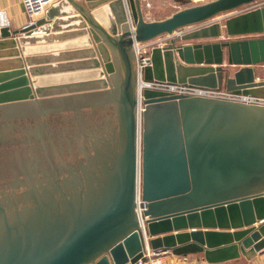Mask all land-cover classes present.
Returning a JSON list of instances; mask_svg holds the SVG:
<instances>
[{
  "label": "water",
  "instance_id": "95a60500",
  "mask_svg": "<svg viewBox=\"0 0 264 264\" xmlns=\"http://www.w3.org/2000/svg\"><path fill=\"white\" fill-rule=\"evenodd\" d=\"M103 1L108 23L61 0L33 26L0 28L13 66L0 74V264H135L144 238L208 264L252 259L264 249V107L143 90L138 121L133 49L262 0H212L159 21L140 0ZM76 12L94 41L80 58L108 89L41 96L18 48ZM222 27L153 48L144 80L264 97L253 68L264 37L243 39L264 35V7Z\"/></svg>",
  "mask_w": 264,
  "mask_h": 264
},
{
  "label": "rangeland",
  "instance_id": "374dc122",
  "mask_svg": "<svg viewBox=\"0 0 264 264\" xmlns=\"http://www.w3.org/2000/svg\"><path fill=\"white\" fill-rule=\"evenodd\" d=\"M209 1L212 0H146L145 3L148 4L147 6L144 5V1L140 0V4H141V9H142V13L144 15V18L147 19V21H159V20H163L169 16H171L172 14H174L177 11L183 10L185 8H189V7H193L196 5H200V4H204L207 3ZM264 6V0L259 1V2H255L253 4L247 5V6H243L235 11L229 12V13H225L222 14L214 19H211L207 22H204L202 24H198V25H193V26H189V27H185L183 29L180 30V32L182 33V35L188 34L190 32H193L195 30H198L200 27H205L208 24H215V23H221L224 24V22L232 17H235L237 15L255 10L257 8L263 7ZM147 15V16H146ZM44 18V15L39 18L42 19ZM38 19V20H39ZM56 22V23H55ZM53 23H55V25L52 23L51 25H54L55 29L58 26V21H55ZM61 26V25H60ZM41 36L40 38H35V36ZM33 35H29L30 37H26L24 39V41L26 40L25 44H23V51L24 53L27 55L28 59H30V61L32 60H36L37 62L33 65H30V71H31V75L30 77H32V80L35 83V80L37 78H40V76H45V78L42 81L43 83V87L46 89L47 88V94H51V92H49V90H51V88H56V87H63L66 91L62 92V93H52L51 95H68L72 88H75L76 91L78 92H83L85 91H91V90H95V89H101V90H105L108 89V86L106 85L103 86V82L101 81L102 79L104 80V77H102L101 79H99V71L95 70V69H89L86 67V63L90 62L92 58L89 59H82L80 58V56H76L75 54H77V49L74 48V44L71 42L69 43V41L72 40H67L68 38L65 37V39L63 40V35L60 33H53L51 30L49 33L46 34H40L37 33ZM53 35H61L60 38H56V39H49L47 40L48 37L53 36ZM27 36V35H25ZM173 36H169V35H163L160 36L152 41H149L145 44H143V46H145L144 52L146 55H150L151 56V50L150 47H147L146 45L148 44H153V45H158V44H162L165 43L167 44V42L171 39H173ZM254 37H261V36H254ZM253 36H248L245 37V39H249V38H254ZM264 37V36H263ZM244 39V38H243ZM90 42L91 46L90 48H93V38H86L85 41V45L86 47H81L79 48L80 50H85L88 47V43ZM192 42V41H189ZM196 41H193L192 43H194ZM203 42V41H202ZM62 43H66V45L62 46ZM76 43V42H75ZM186 43V42H185ZM184 43V44H185ZM165 44V45H166ZM77 45V44H76ZM83 46V45H81ZM22 47V46H21ZM162 47V46H161ZM44 49V50H42ZM59 49V50H58ZM79 50V51H80ZM71 51V53L64 54L65 52H69ZM80 53V52H78ZM85 53H88V51L86 50ZM54 54L52 56L53 59H50V57L44 58V62H41V60L43 58H39L41 56L44 55H51ZM82 54V53H81ZM90 55V54H88ZM37 59H40L38 62ZM87 61V62H85ZM136 62V60H135ZM51 64V67H48V65ZM36 66V67H35ZM69 68H68V67ZM48 67V69H47ZM36 68V69H35ZM38 68V69H37ZM254 68V72H255V77L259 80L262 81L264 80V65H256L253 67ZM33 69L37 70L34 71V73L32 72ZM224 69H226V73L228 76H233V74L239 69L238 66H228L225 65ZM44 71L42 75H39L38 73L41 71ZM91 72L93 76L90 77H86L87 74L84 73H89ZM94 72L98 73V76L94 75ZM74 77V78H72ZM41 79V78H40ZM45 81V82H44ZM36 85V83H35ZM70 87V88H68ZM137 88V83L135 80V90ZM63 91V90H62Z\"/></svg>",
  "mask_w": 264,
  "mask_h": 264
},
{
  "label": "built area",
  "instance_id": "2783aa9c",
  "mask_svg": "<svg viewBox=\"0 0 264 264\" xmlns=\"http://www.w3.org/2000/svg\"><path fill=\"white\" fill-rule=\"evenodd\" d=\"M55 1L56 0H20L23 12L27 18L25 27L33 26L36 23V21L44 15L45 11L52 4L55 3ZM145 5L147 6L148 4L145 3ZM128 23L130 25V29H133L131 17L129 14H128ZM8 25L9 23L6 14L0 11V28L8 27ZM179 36H182V33L180 31L174 34V37H179ZM165 43L162 44L160 43L158 45L148 44L146 46L150 47V50H152L155 47L163 46ZM144 49L145 46H143V44H138V43L134 45V49H133L136 60L135 77L137 83L136 97L138 100V104L136 108V117L138 121L141 120V113L143 111V106H142L143 90L164 92L170 95H178L185 97H200V98L215 99V100H222V101L264 107V97L236 94L233 92L226 91V89L224 88L211 89V88H202V87L188 86L182 84H172L168 82H159L155 80L146 81L143 78V74H144V70L147 67L151 66V57L150 55L145 54ZM139 124L140 123L138 122V125ZM139 192L140 189H138L137 202H139L140 200ZM137 213H140V211L139 212L137 211ZM144 239H145V248L143 251L142 258L138 260L135 264H165L163 258L171 253L165 250L152 251L147 244V238Z\"/></svg>",
  "mask_w": 264,
  "mask_h": 264
},
{
  "label": "crops",
  "instance_id": "0c3cea01",
  "mask_svg": "<svg viewBox=\"0 0 264 264\" xmlns=\"http://www.w3.org/2000/svg\"><path fill=\"white\" fill-rule=\"evenodd\" d=\"M59 1H61V0H56L55 3L59 2ZM72 1L74 3H77L78 5H80L81 7H83L87 11H89L90 13H93V11L98 9V8H101V7L104 8L107 6V2H105L103 0H93V2H92L93 4L91 6H90V3L88 0H72ZM107 1L109 2V0H107ZM143 1H144L143 4L145 5L146 0H143ZM68 9H73V8L70 5H68ZM0 11L4 12L6 14V17H7L8 23H9L7 28H9L11 31H18V30H21L22 28L25 27L27 18L23 12L20 0H0ZM108 14H109V11H108ZM210 25L211 24H208L205 27H208ZM220 25H221V28L224 30L221 23H220ZM43 27H45V26H43ZM58 27L59 28H57V30L55 32H53V31L52 32L62 34L63 40L65 39V37L68 38L67 40L73 39L72 41H69V43L72 42L74 44V48L77 49V51H76L77 53L78 52H80V53L86 52V49H88V47L82 51L79 48L86 47V45L84 43L79 44L77 42H79L80 40L86 39V38L89 39L88 26L86 25V23L84 24V19H82V17L77 12L73 13L69 16H65V18L59 19L58 20ZM202 27H200V28H202ZM254 36L263 37L264 35L261 34V35H254ZM40 37L41 36H38V35L35 36V38H40ZM60 37H61V35H53V36L48 37L47 40H49V39L53 40V39L60 38ZM261 37H254V38H261ZM215 41H221V40H212V42H215ZM167 43H169V42H167ZM165 44L163 46H165ZM63 45H66V43H64V44L62 43V46ZM81 45H83V46H81ZM21 46L22 47L18 48V50L20 49V56L24 60V66L27 69H29V66H28L29 62L28 63L26 62V60H28V57L23 51L24 45L22 44ZM42 50H44V49H42ZM9 51L10 50L8 48H4V47L0 48V74L10 72L11 71L10 69H12V67H13L9 64L8 65L4 64L6 62H9V61H7L8 59H5L9 55V54H6V53H9ZM69 53H71V51L65 52L64 54L68 55ZM53 55L54 54H51L49 56L44 55V56H41L39 58H43L41 60V62H44V58L50 57V59H53L52 58ZM37 60H38V62H40L39 61L40 59H37ZM36 62L37 61L34 60V63H36ZM33 66H34V64H33ZM48 67H51V64L48 65ZM48 67H47V69H48ZM43 72L44 71L42 70L38 74L42 75ZM30 78L32 79V77H30ZM40 78L36 79V87H38V89H41L39 87L43 86L42 81L44 79H42V78H45V76H40ZM72 78H74V77H72ZM262 81H264V80H262ZM0 83H1V81H0ZM0 86H1V84H0ZM56 88H58V87H56ZM56 88H51V89H56ZM221 88H224V87H221ZM71 90H74V88H72ZM45 91H47V88L45 89ZM52 93H61V91H54L53 90V91H51V94ZM195 231H197V230H194V229L180 230L178 232H172L171 235H174L176 233H191V232H195ZM202 231H204V230H202ZM163 260H164L165 264H208L204 260L203 254H199V253L189 254L185 257H183V256L179 257V256H174L172 254H169V255H166L163 258ZM220 264H264V249L262 251H260L259 253H256V255L250 260H247L245 257L240 255V257L238 259H234V260H231V261H228L225 263H220Z\"/></svg>",
  "mask_w": 264,
  "mask_h": 264
},
{
  "label": "bare ground",
  "instance_id": "6f19581e",
  "mask_svg": "<svg viewBox=\"0 0 264 264\" xmlns=\"http://www.w3.org/2000/svg\"><path fill=\"white\" fill-rule=\"evenodd\" d=\"M89 1V3H90V6L93 4L92 2H93V0H88ZM105 8L106 7H104V8H98V9H96V10H94L93 11V14L95 15V17H96V19L100 22V23H102V22H104V23H108V21H107V19H108V10L106 9L105 10ZM111 14V13H110ZM85 41H86V39H83V40H80L79 42H77V43H79V44H82V43H85ZM80 54L81 53H77V54H75L76 56H80ZM84 74H87L86 75V77H90V76H93L92 75V73L91 72H89V73H84ZM94 75H96V76H98V73L97 72H94ZM35 83H36V80H35ZM68 88H70V87H68ZM61 91V93L62 92H65L66 90L63 88V87H58V88H56V89H51V90H49V92H51V91ZM63 90V91H62ZM38 92H39V94L42 96V95H48L46 92L47 91H45V89H38L37 90ZM72 91H76V89L74 88V90H72ZM56 94V93H55ZM137 210H138V208H137Z\"/></svg>",
  "mask_w": 264,
  "mask_h": 264
}]
</instances>
